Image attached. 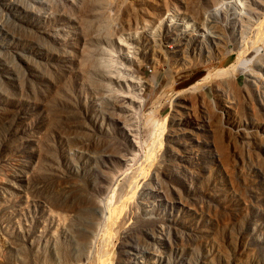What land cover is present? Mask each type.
Here are the masks:
<instances>
[{"label": "rangeland", "instance_id": "374dc122", "mask_svg": "<svg viewBox=\"0 0 264 264\" xmlns=\"http://www.w3.org/2000/svg\"><path fill=\"white\" fill-rule=\"evenodd\" d=\"M0 264H264V0H0Z\"/></svg>", "mask_w": 264, "mask_h": 264}, {"label": "bare ground", "instance_id": "6f19581e", "mask_svg": "<svg viewBox=\"0 0 264 264\" xmlns=\"http://www.w3.org/2000/svg\"><path fill=\"white\" fill-rule=\"evenodd\" d=\"M134 85H135V82L133 81V86H134ZM134 88H135V87H134ZM130 91H131V90H130ZM129 93H130V92H129ZM129 93H128V94H129ZM127 96L129 97V95H127Z\"/></svg>", "mask_w": 264, "mask_h": 264}]
</instances>
